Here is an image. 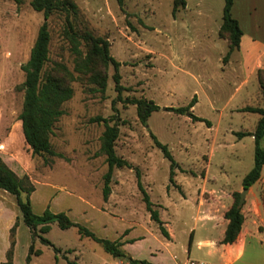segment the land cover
<instances>
[{
    "label": "rangeland",
    "instance_id": "rangeland-1",
    "mask_svg": "<svg viewBox=\"0 0 264 264\" xmlns=\"http://www.w3.org/2000/svg\"><path fill=\"white\" fill-rule=\"evenodd\" d=\"M72 1L78 8L73 18L76 31L87 30L106 39L110 55L120 63V98L114 89L112 66H95L106 75L102 93L96 91L88 75L76 71V56L62 35L64 16L53 14L48 20L46 69L57 64L66 68L70 75H63V79L72 89V97L62 104L63 114L50 138L59 156H32L22 140L18 116L23 92L18 87L24 81L20 66L29 57L43 16L32 10L29 0L19 6L0 0V159L18 177L27 176L34 186L30 203L35 215H42L47 208L54 214L64 212L74 223L108 240H117L134 227L133 233L144 241L122 248L131 258L145 260L148 248H155L161 257L175 255L184 260L192 230L198 234L214 225L215 218L208 216H216L233 201L234 192H242V179L254 162L253 139L236 134L254 129L259 116L237 109L258 107L260 94L255 77L238 87L243 78L236 53L223 62L228 45L218 32L224 0H185L187 6L175 15L173 0H122L121 6L117 0ZM81 52H86L83 45ZM126 99L152 101L158 110L143 125L135 105L124 102ZM193 99L188 113L203 121L167 110L186 107ZM114 113L119 119L114 150L131 168L114 169L111 192L104 202L102 176L107 166L99 149L105 127L92 119L109 118ZM152 135L167 146L175 162L172 183L170 161L155 147ZM260 146L264 149V138ZM134 168L139 170L153 209L172 233V244L165 246L167 241L158 224L150 220ZM261 180L253 186L243 210L257 198L262 211L264 170ZM0 203L4 206L0 245L9 246L6 224L11 221V228L17 220L13 262L26 264L29 230L13 196ZM41 236L60 252L35 238L33 249L40 254L32 255L29 264H126L94 241L80 238L75 228L61 230L53 223ZM189 257L193 260L194 256L191 253Z\"/></svg>",
    "mask_w": 264,
    "mask_h": 264
},
{
    "label": "trees",
    "instance_id": "trees-1",
    "mask_svg": "<svg viewBox=\"0 0 264 264\" xmlns=\"http://www.w3.org/2000/svg\"><path fill=\"white\" fill-rule=\"evenodd\" d=\"M16 5H22L24 0H9ZM234 0H224L222 9V23L219 28L218 35L225 39L228 45V51L223 58V62H227L230 54L238 49L242 31L237 21L231 16V8ZM122 5V0H117ZM29 5L33 11L42 13L43 22L40 25L35 41L30 49L27 61L20 66L24 73V81L18 87L23 92V102L21 112L18 116L20 121V130L22 140L31 152L32 156H59L51 147L50 138L53 133V127L58 118L63 114L61 106L72 97V89L63 79V75H70L66 68L62 65H55L51 70L46 69L49 54L50 33L48 29V20L53 14H62L64 16L62 35L70 45L71 51L75 54L76 71L88 75L90 81L97 86L96 91L104 92L106 88V75L96 69V64L103 67L112 66L114 73L112 80L114 89L119 95L123 88L120 85V75L118 69L120 63L117 62L109 53V43L106 39L94 36L91 32L84 30L77 32L73 23V18L77 16L78 8L72 0H29ZM186 6L185 0H173L172 15H175L178 9ZM85 46L86 52L82 55L81 46ZM58 74H62V77ZM257 80L262 92L264 104V71L258 70ZM124 102L135 105L137 117L141 124L145 125L148 118L153 112L158 110V106L152 101L145 99H126ZM194 99L190 104L183 108H167L168 111L175 114L187 115L192 121H203V119L195 117L188 113L192 108ZM241 112L253 113L259 116L256 126L252 132L237 133L240 137L250 136L254 141V159L253 167L242 179V189H249L254 185L261 176L264 166V149L260 146V141L264 138V107H245ZM114 112H116L114 110ZM118 116L116 113L109 118L96 117L92 122L104 124V131L100 137L99 152L104 155L106 163V172L102 176V199L107 201L111 188V180L114 169L131 168L122 157H119L114 150L115 141L118 138L119 129L117 125ZM114 122L113 125H109ZM209 126V122H206ZM152 139L156 148H158L162 156L170 161V177L169 181L173 182L175 162L167 149L166 145L161 144L152 135ZM137 189L141 195L145 210L149 214L152 222L158 224L161 235L165 239H169V235L159 218L157 210L153 209L142 183L137 168H134ZM0 190H3L13 196L18 207L21 221L29 230L31 236V244L25 257V263L29 264L31 256L40 254L39 250L33 249V240L38 238L40 242L51 247L55 253L60 250L55 248L42 234H46L55 223L61 230L75 228L80 238H87L97 243L105 253L111 257L126 261L128 264H151L146 260H136L128 256L122 249L123 243L120 239L108 240L95 236L86 227L71 221L64 212L52 213L47 208L42 215L37 216L32 212L30 203V195L34 192V186L31 184L27 176L18 177L1 159H0ZM232 204L224 212L223 218L227 220V226L222 239V244H232L236 241L241 226L243 224L242 206H238L239 192L232 194ZM17 220L10 228V244L5 255V261L1 264H13V248L15 245L14 236L17 228ZM127 232V231H125ZM69 264H77L75 261Z\"/></svg>",
    "mask_w": 264,
    "mask_h": 264
},
{
    "label": "crops",
    "instance_id": "crops-1",
    "mask_svg": "<svg viewBox=\"0 0 264 264\" xmlns=\"http://www.w3.org/2000/svg\"><path fill=\"white\" fill-rule=\"evenodd\" d=\"M231 16L237 21L242 31L238 49L232 52L238 55L239 71L243 78L238 87L245 86L250 79L255 77L258 85L257 92L260 94L258 107H264L261 89L257 80L258 70L264 71V0H234ZM245 107L253 106H242L237 111L241 112L240 110ZM253 130L251 129L247 132H252ZM9 168L13 171L12 167L9 166ZM261 182L260 176L256 183ZM254 185L248 189L244 203L247 196L252 194ZM9 195L7 192L0 190V201ZM261 198L264 203V196H261ZM254 201L256 202H252L245 210H243L242 206L244 220L234 243L222 244L221 242L227 226V220L223 218V214L232 204V200H230L222 210L218 213L216 212V216H208L210 219L215 218L216 221L213 226L207 227L198 234H196L195 230H192L187 250L188 257L186 259L183 260L175 255L168 258L161 257L159 250L148 248L145 260L151 264H183L187 259H190L189 256L192 253L194 256L193 260L204 264H264V207L260 211L257 198H254ZM2 211H4V206L0 203V215ZM10 222L8 221L6 224L7 230H10ZM127 231L125 235L119 238L120 242L123 243L122 248L129 243L137 244L144 241L142 236L133 233L134 227L128 228ZM166 231L169 239H165L167 241L165 246L172 244L174 240L172 233L168 229ZM8 248V243L0 245V264L5 261ZM119 264L122 263L119 262ZM126 264L128 263L126 262Z\"/></svg>",
    "mask_w": 264,
    "mask_h": 264
},
{
    "label": "water",
    "instance_id": "water-1",
    "mask_svg": "<svg viewBox=\"0 0 264 264\" xmlns=\"http://www.w3.org/2000/svg\"><path fill=\"white\" fill-rule=\"evenodd\" d=\"M248 189H243L241 193H239L238 206L241 207L244 203L245 196L247 194Z\"/></svg>",
    "mask_w": 264,
    "mask_h": 264
},
{
    "label": "built area",
    "instance_id": "built-area-1",
    "mask_svg": "<svg viewBox=\"0 0 264 264\" xmlns=\"http://www.w3.org/2000/svg\"><path fill=\"white\" fill-rule=\"evenodd\" d=\"M183 264H204V263L199 262V261H195L192 259H187Z\"/></svg>",
    "mask_w": 264,
    "mask_h": 264
}]
</instances>
